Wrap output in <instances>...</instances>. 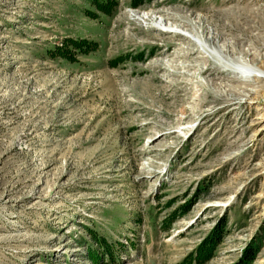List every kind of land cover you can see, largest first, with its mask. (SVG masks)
<instances>
[{
  "label": "rangeland",
  "instance_id": "obj_1",
  "mask_svg": "<svg viewBox=\"0 0 264 264\" xmlns=\"http://www.w3.org/2000/svg\"><path fill=\"white\" fill-rule=\"evenodd\" d=\"M134 10L198 21L264 71V0H0V264H178L222 221L204 264L252 239L264 264V95L178 69L183 38Z\"/></svg>",
  "mask_w": 264,
  "mask_h": 264
},
{
  "label": "bare ground",
  "instance_id": "obj_2",
  "mask_svg": "<svg viewBox=\"0 0 264 264\" xmlns=\"http://www.w3.org/2000/svg\"><path fill=\"white\" fill-rule=\"evenodd\" d=\"M124 17L129 21L130 24L135 25L136 27H139L142 29L152 30L155 32H161V33L165 34V36L169 35V36H177V37L183 38V40L186 44V47L183 46V48H181L180 51H181L182 56H184L183 58H185L187 61L190 62V65L185 67V64H184L183 66H179L178 69L184 70V68H185L187 70H197L200 72L199 74H206L209 71V69L203 68L202 64L203 63L204 64H211L215 68L222 70V72H224V76L223 77L221 76L222 81H225V82L227 81L229 83L230 82H241L242 85L244 83L245 90L243 87H241L240 89H243V90H240L241 92L239 91L241 93V94H239V96L245 97V99H247L248 102H250V101H252V102L256 101L257 102L259 97L264 95V71L263 70L259 71V70H255V69H251V68L249 69V68L242 67L245 63L242 64V66L231 64V62H229L227 56L229 54H233V52L235 50V46L228 44L227 42L223 41L222 36L213 30L209 29V30H205L204 32H201V33L198 32L196 30L197 26H199L198 21H196L194 23H188L186 21L187 19L185 21H182L177 17L171 18L167 14H162L161 12H158V11L155 12V11H144V10L130 11L129 13H125ZM211 46H215V47H211ZM214 48H216L217 52ZM249 55H251L250 50H249V52H245V57H249ZM257 60H258V64L260 65V67H262V69H264V66H263V64H264V49H263L262 57L257 58ZM176 63L177 62H176L175 58H172V56L166 57V55H165V56H160V57L155 58L149 65L151 67L152 66L157 67V66H159V64H162L163 66H165L164 68L167 69V66L174 68V66H176L175 65ZM207 66H205V67H207ZM169 75H170V73H169ZM170 76H171V80L176 77L175 74H171ZM178 76L181 77L183 75H180L178 73ZM166 77H168L167 73H165V75L162 78L164 79ZM181 79H182V77H181ZM245 81H246V83H245ZM174 82H177V81H174ZM181 83H183V82H181ZM208 83L212 84V80L211 79L208 80ZM251 86L254 88V90L249 89V87H251ZM205 90H207V89H205ZM237 91H236V94H238ZM184 130L185 129L182 128L180 130L173 131L172 133L180 134V136L184 138L188 135V133L181 134V132H183Z\"/></svg>",
  "mask_w": 264,
  "mask_h": 264
},
{
  "label": "trees",
  "instance_id": "obj_3",
  "mask_svg": "<svg viewBox=\"0 0 264 264\" xmlns=\"http://www.w3.org/2000/svg\"><path fill=\"white\" fill-rule=\"evenodd\" d=\"M87 1L93 4L97 9L101 10L104 14H109L111 8H113V0H87ZM133 6H135V4H133ZM87 14L88 16L95 18L94 14L92 13H87ZM86 45H88V42ZM170 222L171 219H169L168 222H165L167 227L170 225ZM224 234H225V222L222 221L218 227L217 225L214 227V230H212L211 233L204 239V241L197 246V248L193 253L188 254L178 264H204L208 262L214 255L217 246L222 242V238ZM255 240L252 239L246 245V247L242 251L240 258L233 264H253L256 257V253L259 249V244H257Z\"/></svg>",
  "mask_w": 264,
  "mask_h": 264
}]
</instances>
